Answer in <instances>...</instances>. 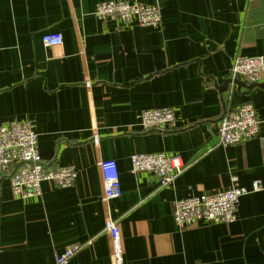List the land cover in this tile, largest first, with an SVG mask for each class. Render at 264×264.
Wrapping results in <instances>:
<instances>
[{
    "label": "crops",
    "instance_id": "1",
    "mask_svg": "<svg viewBox=\"0 0 264 264\" xmlns=\"http://www.w3.org/2000/svg\"><path fill=\"white\" fill-rule=\"evenodd\" d=\"M101 1L0 0V123L32 121L44 161L77 172L70 187L45 180L24 200L0 174V264H55L69 247L66 264H114L112 220L123 264H264V81L220 90L236 57L264 56V0H127L158 6V29L102 22ZM54 33L64 42L46 46ZM249 102L260 133L221 145L225 110ZM161 107L179 128L142 130V111ZM162 151L186 163L166 186L130 161ZM110 159L122 194L105 200L100 162ZM233 185L251 190L233 223L177 227L176 200Z\"/></svg>",
    "mask_w": 264,
    "mask_h": 264
},
{
    "label": "built area",
    "instance_id": "2",
    "mask_svg": "<svg viewBox=\"0 0 264 264\" xmlns=\"http://www.w3.org/2000/svg\"><path fill=\"white\" fill-rule=\"evenodd\" d=\"M95 15L98 20L107 22L116 20L129 25L148 26L158 29L162 26L160 8L146 3H130L127 0H106L96 4ZM42 42L48 47L61 45L64 41L60 33L44 34ZM232 80H241L247 84H259L264 81V56H238L229 70ZM217 127V141L223 146L241 144L257 136L261 131V120L256 107L251 103H242L225 110ZM139 126L142 130L172 131L179 128L176 111L171 107L145 109L139 115ZM97 133L94 140L97 141ZM130 161L135 172H150L161 186L171 185L185 169L186 163L181 156L166 152L134 153ZM101 163V176L104 184V198H119L122 186L118 164L114 159ZM76 169L62 165L52 167L47 164L39 147V134L30 120H6L0 123V174L7 175L12 193L16 198L41 196L42 183L53 182L57 187H70L75 182ZM234 182L237 180L233 176ZM262 184L255 181L251 190H260ZM250 189L236 186L218 190L213 193H202L198 196L181 198L174 202V220L182 230L199 223L224 222L233 223L237 219L240 199ZM105 229L110 233L112 261L123 264L121 232L114 220L108 221ZM75 247H69L57 256L55 264H66L76 253Z\"/></svg>",
    "mask_w": 264,
    "mask_h": 264
},
{
    "label": "water",
    "instance_id": "3",
    "mask_svg": "<svg viewBox=\"0 0 264 264\" xmlns=\"http://www.w3.org/2000/svg\"><path fill=\"white\" fill-rule=\"evenodd\" d=\"M230 83H238V84H239V87L242 86L241 82H239L238 80H232V79H229V80H227V81L225 82L224 86H222V87L220 88V90H222V91H226V90L228 89V86H229ZM254 85H256V84H251V85H249L247 89H251V88H253ZM257 85H259V84H257Z\"/></svg>",
    "mask_w": 264,
    "mask_h": 264
}]
</instances>
